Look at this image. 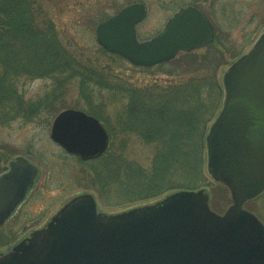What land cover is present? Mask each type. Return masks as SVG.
Segmentation results:
<instances>
[{
  "label": "water",
  "instance_id": "1",
  "mask_svg": "<svg viewBox=\"0 0 264 264\" xmlns=\"http://www.w3.org/2000/svg\"><path fill=\"white\" fill-rule=\"evenodd\" d=\"M143 3L124 6L96 26V41L136 66H154L214 40V28L195 6L177 10L153 37L139 41ZM223 98L204 135L205 166L227 186L232 203L214 211L205 188L176 190L118 212L99 209L90 192L68 199L41 227L6 251L0 264H264V223L246 202L264 192V30L221 77ZM50 138L89 160L102 155L109 134L95 116L65 108ZM39 175L22 155L0 174V225L25 199Z\"/></svg>",
  "mask_w": 264,
  "mask_h": 264
},
{
  "label": "rangeland",
  "instance_id": "2",
  "mask_svg": "<svg viewBox=\"0 0 264 264\" xmlns=\"http://www.w3.org/2000/svg\"><path fill=\"white\" fill-rule=\"evenodd\" d=\"M34 1L40 9L37 19L53 23L60 42L84 68L98 71L103 76L97 74L104 77V81L108 80V77L114 80L117 78L116 83L120 85L140 91L147 90L154 93L152 95L158 93L162 95L161 89L167 88L169 84L207 73H214L217 81L221 83L224 70L240 54L248 50L264 30V0ZM134 2H142L147 11L144 20L137 26V37L140 40L158 33L167 19L179 8L192 5L203 11L212 23L214 41L188 54L179 52L164 65L147 70L136 68L123 58L101 51L96 41V26L127 4ZM61 75L68 81L62 87H58L56 80L62 79L59 77ZM79 85V78L71 75V71L63 74L59 72L49 78L25 81L24 89L20 88L27 97L43 99V96L55 86L58 89L56 93H60V99L57 98L50 104L44 103L46 111L32 121L20 117L7 122L0 120V173L17 155L28 157L41 169L37 183L28 197L15 215L0 226V252L6 251L31 230L45 224L68 199L77 194L92 193L99 209L106 212H118L156 200H138L118 205L103 204L98 200L97 186L91 184L92 173L87 172L86 165L78 161L76 156L66 153L50 138L51 122L59 111L65 108L87 109L88 104L81 94ZM154 85L160 89L152 91ZM88 87L93 88L89 98L90 105L107 115L117 149L128 158H134L147 165L152 155L151 148L139 143V138L134 133L119 131L116 124L117 111L122 112L125 99L113 100L112 93L107 92L105 88L98 89L93 82ZM201 188L207 190L209 203H217L218 210L214 211L218 213H223L232 203L227 186L220 185L208 175L207 183ZM250 201L252 203L246 202L245 208L255 213L264 223V195L261 194Z\"/></svg>",
  "mask_w": 264,
  "mask_h": 264
},
{
  "label": "trees",
  "instance_id": "3",
  "mask_svg": "<svg viewBox=\"0 0 264 264\" xmlns=\"http://www.w3.org/2000/svg\"><path fill=\"white\" fill-rule=\"evenodd\" d=\"M39 12L34 0H0V120L7 122L20 117L32 121L40 116L46 111L44 103L60 99V93H56L58 89L54 86L43 99L30 98L21 90L24 82L71 71V75L79 78L81 94L88 104L85 111L101 120L110 135L109 146L101 156L90 160L76 157L86 165L87 172L92 173L90 181L97 186L100 202L118 205L157 199L176 190L204 186L208 175L204 134L223 97L222 84L215 74L193 76L169 84L161 89L162 95L127 88L116 83L117 78L108 77L107 83L102 74L84 68L71 55L60 42L53 23L38 20ZM161 65L164 63L156 66ZM59 77L62 79L56 81L58 87H62L68 79ZM92 82L98 89L105 88L112 93L113 100L125 99L122 112L117 111L116 124L119 131L134 133L139 143L151 148L147 165L128 158L115 146L107 115L90 105L93 88L88 86ZM157 89L159 86H152V91ZM210 206L218 210L217 203L212 202Z\"/></svg>",
  "mask_w": 264,
  "mask_h": 264
},
{
  "label": "flooded vegetation",
  "instance_id": "4",
  "mask_svg": "<svg viewBox=\"0 0 264 264\" xmlns=\"http://www.w3.org/2000/svg\"><path fill=\"white\" fill-rule=\"evenodd\" d=\"M179 9H180V8H179ZM146 14H147V11H146ZM145 17H146V15H145ZM145 17H144V18H145ZM144 18H143L142 20H144ZM169 18H170V17H169ZM169 18H168V19H169ZM168 19H167V20H168ZM142 20H141V21H142ZM141 21H139V22L135 25L136 35H137V26H138V24H139ZM165 23H166V22H165ZM164 25H165V24H164ZM162 28H163V27H162ZM156 34H157V33H156ZM156 34H155V35H156ZM137 38H138V37H137ZM150 38H151V37H150ZM147 39H149V38H147ZM138 40H140V39L138 38ZM143 40H146V39H142V40H140V41H143ZM8 163H9V162H8ZM7 166H8V164H7ZM6 169H7V168H6ZM6 169H5V170H6ZM5 170H4V171H5ZM2 172H3V171H2ZM30 192H31V190H30ZM30 192H29V193H30ZM29 193H28V195H29ZM28 195H27V197H28ZM27 197H26V198H27ZM24 201H25V200H24ZM24 201H23V202H24ZM23 202H22V203H23ZM22 203L19 204L18 208L20 207V205H21ZM18 208L16 209V211L18 210ZM16 211L13 213V215H15ZM13 215H12V216H13Z\"/></svg>",
  "mask_w": 264,
  "mask_h": 264
}]
</instances>
